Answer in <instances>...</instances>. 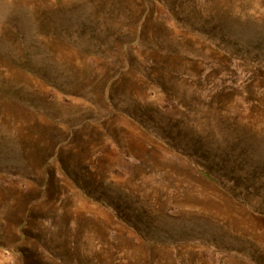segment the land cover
<instances>
[{"label": "rangeland", "instance_id": "374dc122", "mask_svg": "<svg viewBox=\"0 0 264 264\" xmlns=\"http://www.w3.org/2000/svg\"><path fill=\"white\" fill-rule=\"evenodd\" d=\"M0 264H264V0H0Z\"/></svg>", "mask_w": 264, "mask_h": 264}]
</instances>
